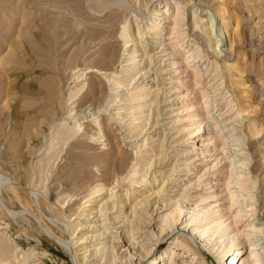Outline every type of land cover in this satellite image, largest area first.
Returning <instances> with one entry per match:
<instances>
[{
  "label": "rangeland",
  "instance_id": "374dc122",
  "mask_svg": "<svg viewBox=\"0 0 264 264\" xmlns=\"http://www.w3.org/2000/svg\"><path fill=\"white\" fill-rule=\"evenodd\" d=\"M257 232L264 0H0V264H262Z\"/></svg>",
  "mask_w": 264,
  "mask_h": 264
},
{
  "label": "bare ground",
  "instance_id": "6f19581e",
  "mask_svg": "<svg viewBox=\"0 0 264 264\" xmlns=\"http://www.w3.org/2000/svg\"><path fill=\"white\" fill-rule=\"evenodd\" d=\"M195 16L196 14H195V12H193L192 13V16ZM199 21H200V23H199ZM199 21H195V24H200V25H198V28H199V30H200V32L201 33H203V34H205L206 35V38L208 39V40H212L213 39V37L211 36L212 34H211V29L210 28H205L204 27V24L201 22L202 20H200L199 19ZM204 21V20H203ZM211 24V23H210ZM195 27H196V25H194ZM209 27V26H208ZM126 30H127V26H122L121 27V31H123V32H120V35H126ZM83 32V31H82ZM154 37V36H153ZM155 37H157V36H155ZM155 37H154V39H155ZM115 38H116V35H115ZM117 39V38H116ZM119 40V39H118ZM117 42V41H116ZM123 47H125V46H123ZM115 50L117 49L116 47L114 48ZM121 49V48H120ZM113 50V49H112ZM111 52V51H110ZM113 52H115V51H113ZM112 53V52H111ZM190 54V53H189ZM190 57V56H189ZM134 63V62H133ZM135 63H137V62H135ZM130 71V70H129ZM158 71V70H157ZM201 71V70H200ZM204 72V71H203ZM203 72H201L202 73V75H203ZM130 73V72H129ZM204 74H205V72H204ZM204 76V75H203ZM156 77H157V75H156ZM156 77H155V79H156ZM154 81V80H153ZM147 87H146V84H143L142 86H141V89L144 91L145 89H146ZM141 89H140V91H141ZM142 91V92H143ZM159 92V91H158ZM139 95V94H138ZM150 95V92H147V91H144V94L140 97V98H145V97H148ZM139 98V97H138ZM137 98V99H138ZM164 98V97H163ZM208 98V97H207ZM139 100V99H138ZM154 100L155 101H158L159 102V104L160 103H162L163 101H164V99H162V96H159V94H157L156 93V96H155V98H154ZM145 101V100H144ZM205 101V100H204ZM157 102V103H158ZM140 105V104H139ZM142 106V105H141ZM146 106V105H145ZM158 110V109H157ZM158 114V113H157ZM158 115H160V111H159V114ZM142 116V115H141ZM226 132V131H225ZM72 133V132H71ZM66 134V133H65ZM163 148V147H162ZM117 205V204H116ZM111 208V207H110ZM112 208L114 209L115 208V206L113 205L112 206ZM112 208L110 209V210H112ZM134 216H132V217H134L135 218V213L133 214ZM178 216V215H177ZM256 216V215H255ZM259 216V215H258ZM258 216H256V218H258ZM110 217V216H109ZM126 217V216H125ZM172 217V216H171ZM128 218V217H127ZM134 218L132 219L131 218V220H134ZM108 219V218H107ZM125 220V219H124ZM129 220V219H128ZM191 221H197L196 223H198V222H202L203 220L202 219H198V218H196L195 217V215H192V217H191ZM141 223H142V221H140ZM132 223V222H131ZM102 224V223H101ZM107 224V223H106ZM102 228V227H101ZM104 228V227H103ZM108 228V227H107ZM105 229V228H104ZM252 229H253V232L254 231H257V229H259V228H256V227H254V224L252 223ZM132 230V229H131ZM134 230V229H133ZM211 230H214L216 233H217V236H216V238H219V237H221V236H223V235H225L226 234V232L221 228V225H218V226H216V227H213V228H211ZM105 230H103V232H104ZM259 231V230H258ZM102 232V233H103ZM252 232V233H253ZM107 232H104V234H106ZM250 234V233H249ZM102 235V234H101ZM250 235H252V234H250ZM256 235H259L258 234V232L256 233ZM208 236H210V235H208ZM260 236V235H259ZM89 237V236H88ZM88 239V238H87ZM259 240H261V243H259V244H264V235H262V236H260V238H259ZM263 241V242H262ZM207 244H209V243H207ZM259 244H257L256 242H254L253 243V247H256V248H253L254 250H257V251H259L260 249L261 250H264L263 248L264 247H258V245ZM205 246H207V245H205ZM233 246H234V243L231 241V245H230V247L228 248V252L230 251V253L232 252V254L231 255H227L228 257H229V259H228V257L227 258H224V256L223 257H221V258H219V260H218V263L219 264H238L239 263V261H240V259H241V257L242 256H239L240 254H241V251H240V248H234L233 249ZM173 248H171L169 245L168 246H166L165 248H164V251H163V253H167V254H169V253H173L174 251L172 250ZM96 254V253H95ZM259 254V252H256L255 253V256H257ZM260 254L261 255H263L264 254V251H261L260 252ZM90 256V255H89ZM239 256V257H238ZM87 258V255L84 257V259H86ZM257 260V262H260V261H262V264H264V257L263 256H259L258 258H256ZM82 261H84V260H82ZM24 264H26V263H24ZM139 264H144V261H142L141 263H139Z\"/></svg>",
  "mask_w": 264,
  "mask_h": 264
}]
</instances>
